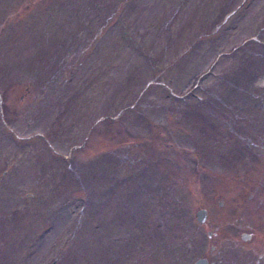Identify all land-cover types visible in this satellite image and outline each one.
<instances>
[{
	"label": "rangeland",
	"instance_id": "obj_1",
	"mask_svg": "<svg viewBox=\"0 0 264 264\" xmlns=\"http://www.w3.org/2000/svg\"><path fill=\"white\" fill-rule=\"evenodd\" d=\"M201 256L264 264V0H0V264Z\"/></svg>",
	"mask_w": 264,
	"mask_h": 264
},
{
	"label": "water",
	"instance_id": "obj_2",
	"mask_svg": "<svg viewBox=\"0 0 264 264\" xmlns=\"http://www.w3.org/2000/svg\"><path fill=\"white\" fill-rule=\"evenodd\" d=\"M206 218V210L204 208H199L195 212V220L198 223H203ZM247 236L246 233H241V238L245 239ZM192 264H206V258L204 257H199L197 258Z\"/></svg>",
	"mask_w": 264,
	"mask_h": 264
},
{
	"label": "flooded vegetation",
	"instance_id": "obj_3",
	"mask_svg": "<svg viewBox=\"0 0 264 264\" xmlns=\"http://www.w3.org/2000/svg\"><path fill=\"white\" fill-rule=\"evenodd\" d=\"M242 233H243V232H242ZM244 233L247 234L248 238H249L250 235H251L249 232H244ZM207 234H209V231L207 232ZM212 249H213V246H210L211 253L213 252ZM201 257H203V256H201ZM204 258H205V257H204ZM193 262H194V261H193ZM193 262H192V263H193ZM192 263H191V264H192ZM206 264H208L207 258H206Z\"/></svg>",
	"mask_w": 264,
	"mask_h": 264
}]
</instances>
